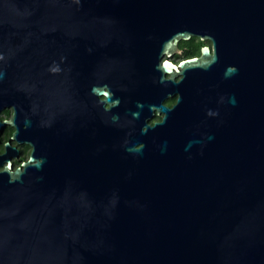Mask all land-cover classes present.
<instances>
[{"label":"water","instance_id":"obj_1","mask_svg":"<svg viewBox=\"0 0 264 264\" xmlns=\"http://www.w3.org/2000/svg\"><path fill=\"white\" fill-rule=\"evenodd\" d=\"M6 106L0 264H264V0H0Z\"/></svg>","mask_w":264,"mask_h":264},{"label":"flooded vegetation","instance_id":"obj_2","mask_svg":"<svg viewBox=\"0 0 264 264\" xmlns=\"http://www.w3.org/2000/svg\"><path fill=\"white\" fill-rule=\"evenodd\" d=\"M205 45L210 46V42L208 41ZM176 55L177 54H175L172 58L175 63L180 60H177ZM171 98H173V102L169 105H172L175 102L176 95ZM12 111V107L10 106L0 109V171L5 166L7 159L11 162V170L21 167L23 165L22 163L26 161L31 151L29 143L21 142L17 137H13V132L15 130L13 124L10 122L4 123V121L10 119Z\"/></svg>","mask_w":264,"mask_h":264},{"label":"trees","instance_id":"obj_3","mask_svg":"<svg viewBox=\"0 0 264 264\" xmlns=\"http://www.w3.org/2000/svg\"><path fill=\"white\" fill-rule=\"evenodd\" d=\"M205 43H208V41L200 40L194 36H191L188 40H181L178 43V46L182 49V51L181 54L176 55L177 60L198 55L200 53V48L205 45ZM165 102L170 104L173 102V98H168L165 100ZM159 118V116H155L153 119L155 120Z\"/></svg>","mask_w":264,"mask_h":264},{"label":"rangeland","instance_id":"obj_4","mask_svg":"<svg viewBox=\"0 0 264 264\" xmlns=\"http://www.w3.org/2000/svg\"><path fill=\"white\" fill-rule=\"evenodd\" d=\"M174 57V55L172 56V58Z\"/></svg>","mask_w":264,"mask_h":264}]
</instances>
